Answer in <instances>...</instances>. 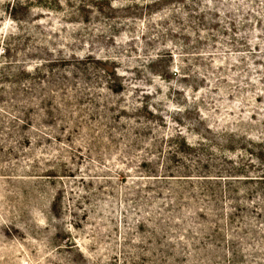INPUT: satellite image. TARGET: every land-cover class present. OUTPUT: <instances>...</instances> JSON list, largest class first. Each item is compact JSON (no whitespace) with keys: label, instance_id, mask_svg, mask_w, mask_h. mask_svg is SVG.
Segmentation results:
<instances>
[{"label":"rangeland","instance_id":"obj_1","mask_svg":"<svg viewBox=\"0 0 264 264\" xmlns=\"http://www.w3.org/2000/svg\"><path fill=\"white\" fill-rule=\"evenodd\" d=\"M0 264H264V0H0Z\"/></svg>","mask_w":264,"mask_h":264}]
</instances>
